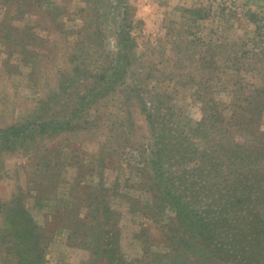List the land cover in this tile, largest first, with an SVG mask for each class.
Masks as SVG:
<instances>
[{
  "label": "rangeland",
  "instance_id": "rangeland-1",
  "mask_svg": "<svg viewBox=\"0 0 264 264\" xmlns=\"http://www.w3.org/2000/svg\"><path fill=\"white\" fill-rule=\"evenodd\" d=\"M231 58L262 80L264 0H0V264H252L227 150L264 143L203 122Z\"/></svg>",
  "mask_w": 264,
  "mask_h": 264
},
{
  "label": "trees",
  "instance_id": "trees-1",
  "mask_svg": "<svg viewBox=\"0 0 264 264\" xmlns=\"http://www.w3.org/2000/svg\"><path fill=\"white\" fill-rule=\"evenodd\" d=\"M244 54L246 53L244 52ZM232 60H235L239 64L237 58L224 60V62H218L216 60L213 63L204 61V64H201L200 70L202 74L209 73L213 79V83H211L210 86L208 84V86L205 85L207 89L216 91V89H225L227 87V91L231 93L230 100L227 102L221 100V98H210L209 102L212 104L214 113L206 116L203 122L212 120L216 124L215 128H217L218 131L223 129L222 133L228 132V130L234 129V127H239L237 131L246 133L254 139H258L264 143V130L261 128V122H263L264 118V67H256L254 69L257 75H263L260 81H249L246 83L242 80H235L230 82L229 79H227L228 76L232 75L230 69L233 67L240 73L242 70V66H235L237 63L232 64ZM232 131L233 130H231L230 133H232ZM243 147L244 150L240 152ZM227 151L229 159L232 156L237 157V153H242L243 159L241 160L248 159L246 163L241 161L242 165H245V167L253 165L254 162L260 160L264 161V147H257L256 144L247 146L245 143L238 142L237 149H232L231 147L228 148ZM220 155L223 156V153H220ZM226 160H228V158ZM212 163L214 165L213 169L208 171L206 169H200L201 177H204L205 181H207L206 187H208V182H211V190L216 187L212 184L211 178L215 171H219L216 168V163L213 161ZM230 163L233 164L234 162L231 161ZM261 170L264 171V169ZM241 175L245 177V180L242 182L243 186L241 190L244 193L243 197L252 198L253 193L257 190L255 185H251V183L254 182L252 180L260 179L252 172V169L244 170ZM192 187H196V184L193 183ZM244 200L245 199H237V203L234 205V202L230 200V207L227 209L231 210V208L236 205L239 207L240 202ZM253 212L256 213L254 219H252ZM250 213L251 220L248 225H251V227L255 226L254 234L256 235L255 237H258V240L253 239L254 236L251 231L246 237L243 236L245 238L240 241L246 243L244 245L246 250L243 251V255H248L247 258H251L249 263L255 264L257 261L262 263L264 261V221H262L263 218L261 217H264V201L261 203L260 199L255 200L253 210ZM253 251L254 254H252Z\"/></svg>",
  "mask_w": 264,
  "mask_h": 264
}]
</instances>
